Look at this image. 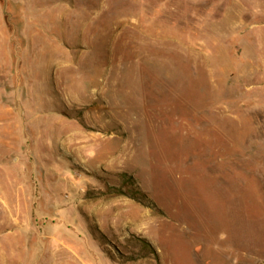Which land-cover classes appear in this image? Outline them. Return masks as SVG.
<instances>
[{
    "label": "rangeland",
    "instance_id": "1",
    "mask_svg": "<svg viewBox=\"0 0 264 264\" xmlns=\"http://www.w3.org/2000/svg\"><path fill=\"white\" fill-rule=\"evenodd\" d=\"M0 264H264V0H0Z\"/></svg>",
    "mask_w": 264,
    "mask_h": 264
},
{
    "label": "bare ground",
    "instance_id": "2",
    "mask_svg": "<svg viewBox=\"0 0 264 264\" xmlns=\"http://www.w3.org/2000/svg\"><path fill=\"white\" fill-rule=\"evenodd\" d=\"M248 247V246H247ZM222 252V251H221Z\"/></svg>",
    "mask_w": 264,
    "mask_h": 264
}]
</instances>
